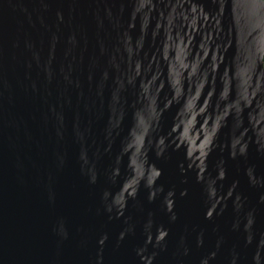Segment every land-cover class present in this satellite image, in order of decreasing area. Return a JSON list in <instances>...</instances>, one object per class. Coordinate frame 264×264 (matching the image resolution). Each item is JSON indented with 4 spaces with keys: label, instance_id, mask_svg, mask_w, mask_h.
Returning a JSON list of instances; mask_svg holds the SVG:
<instances>
[{
    "label": "water",
    "instance_id": "1",
    "mask_svg": "<svg viewBox=\"0 0 264 264\" xmlns=\"http://www.w3.org/2000/svg\"><path fill=\"white\" fill-rule=\"evenodd\" d=\"M0 264H264V0H0Z\"/></svg>",
    "mask_w": 264,
    "mask_h": 264
}]
</instances>
